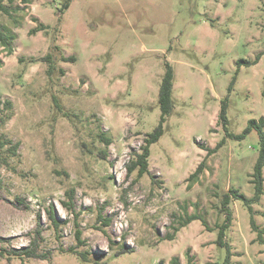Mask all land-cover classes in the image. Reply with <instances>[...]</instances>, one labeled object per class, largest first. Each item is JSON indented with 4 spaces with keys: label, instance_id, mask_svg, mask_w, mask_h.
Wrapping results in <instances>:
<instances>
[{
    "label": "rangeland",
    "instance_id": "374dc122",
    "mask_svg": "<svg viewBox=\"0 0 264 264\" xmlns=\"http://www.w3.org/2000/svg\"><path fill=\"white\" fill-rule=\"evenodd\" d=\"M263 4L32 0L20 10L12 4L9 17L0 14V27L12 36L9 49L0 46V142H9L0 149V237L8 240L0 249L28 247L39 231L37 253L49 258L0 257V264H170L173 257L186 264L187 250L194 264H223L216 232L197 221L174 230L184 214L221 224L215 207L229 188L254 194L258 134L253 129L235 140L225 131L240 135L250 120H264ZM33 18L48 29L30 33L38 24ZM48 53L52 63L41 61ZM166 63L174 72L173 110L150 146V175L137 180L125 165L160 122ZM223 101L225 131L218 120ZM100 135L111 140L108 147ZM223 138L198 183H186L206 157L202 149ZM12 145L15 155L6 153ZM151 178H163L167 188ZM51 204L57 229L47 217ZM252 208L264 227V196ZM231 210L230 264H263L248 210L240 201ZM167 235L174 239L164 240ZM123 245L132 251L116 256Z\"/></svg>",
    "mask_w": 264,
    "mask_h": 264
},
{
    "label": "trees",
    "instance_id": "16d2710c",
    "mask_svg": "<svg viewBox=\"0 0 264 264\" xmlns=\"http://www.w3.org/2000/svg\"><path fill=\"white\" fill-rule=\"evenodd\" d=\"M32 0H0V14L5 16L12 15V8L11 5L15 2L18 3V8L25 9L31 4ZM21 6V7H20ZM69 7V3L65 2L62 5L61 10L58 13L57 19L58 22L60 21V16L62 15L63 11ZM264 7V4H263ZM33 22L37 23V19L33 18ZM48 29V26L38 22L37 26L30 31V33H37L43 32ZM12 39V36H7L3 29L0 27V46L3 48L9 49V41ZM259 59V56L256 58L255 64ZM52 55L50 53L46 54L44 57L41 58V61L46 63H52ZM60 60L62 62H73L74 59L72 57H65L61 56ZM1 67V63H0ZM173 84H174V72L172 67L166 63L164 73L161 77V83L158 90V105L161 111V119L159 124L154 128V130L146 134L145 138L143 139V144L139 147V151H133L131 154V159L125 165V169L127 172V176L131 175L133 172L137 173V180L142 178L144 175H150L149 172V162L148 158L150 156V146L155 144L163 135V123L165 119L170 116L173 110V104L171 100L172 92H173ZM232 85V84H231ZM6 109H10L11 104L10 102L4 103ZM218 120L222 124L224 131L226 130V103L223 101L221 103L220 112L218 115ZM4 123V119L0 117V127ZM256 130L259 138V154L256 160V163L253 167V172L250 175V183L253 185L254 194L252 197L248 198L240 193L238 190L234 188H229L224 193H222L218 205L215 207L217 214L222 217V223L216 224L214 227H211L206 219L199 213L194 214H184L183 217H179V226L174 230V232H179L182 228L187 227L193 221H199L202 227L210 233L216 232L217 236L215 239V246L223 248L226 251V257L224 258L223 264H230V259L232 257L231 254V246L225 240V231L228 230L233 221V212L231 210V204L235 201H240L248 210L250 214V230L252 233L255 234V239L253 240L254 243H258L262 246L261 254L263 255V264H264V227H260L255 223L253 218L254 212L252 206L260 202L261 198L264 196V178H263V169H264V120L260 118L258 121L250 120L247 123V127L243 130L242 134L234 135L229 134L225 131V138H231L235 140H240L245 134H248L251 130ZM225 138H223L219 143L216 144L213 148H205L202 150L206 151V157L199 163L197 168L193 173H191L188 178L186 179V183L194 182L197 183L199 181L200 175L203 173L204 169V161L207 157L217 153V151L224 145ZM100 141H102L105 146H109L111 144V140L107 139L105 136H99ZM9 142H0V149H2L6 144ZM16 146L12 145L7 148L6 153L15 155ZM1 154V153H0ZM100 156L102 159L106 158L105 152H100ZM136 181V180H135ZM151 183L153 185L162 184L161 182H157L154 178H151ZM69 201L73 199V191H69L67 193ZM17 202L21 203L20 200ZM67 207L70 208V205ZM54 206L51 204L47 210V217L48 220L53 224V226L57 229L60 225L59 221L55 218L54 213ZM38 219H40V214H38ZM80 233H77V239H79ZM38 239H40V232H35V237L30 242L28 247L20 248V249H11L5 250L0 249V257H6L7 260L12 258L22 259H41V260H48V256L44 254H38ZM174 238L172 235H167L164 240L172 241ZM8 242L7 239L0 237V244ZM82 243V242H81ZM83 245V244H81ZM72 251V250H71ZM129 248L126 246H122L119 251L115 253L116 256L130 252ZM79 256L80 260L83 262H87V255L85 253H76ZM187 262L186 264H194L193 257L190 255V250H187ZM157 264H163V262L159 261ZM170 264H181L177 257H173L170 261Z\"/></svg>",
    "mask_w": 264,
    "mask_h": 264
},
{
    "label": "crops",
    "instance_id": "0c3cea01",
    "mask_svg": "<svg viewBox=\"0 0 264 264\" xmlns=\"http://www.w3.org/2000/svg\"><path fill=\"white\" fill-rule=\"evenodd\" d=\"M29 6H30V5H29ZM40 23H42V22H40ZM42 24H44V23H42ZM200 151H201V150H200ZM199 179H200V177H199ZM161 183H163L164 187L167 188V187H166V184H167V183H166V180H164V179L162 178V182H161ZM197 183H198V182H197ZM189 215H191V214H189ZM193 222H196V221H193ZM193 222H191V223H193ZM197 222H199V221H197ZM191 223H190V224H191ZM190 224H189V225H190ZM189 225H188V226H189ZM185 228H186V227H185ZM182 229H184V228H182ZM182 229H181V230H182Z\"/></svg>",
    "mask_w": 264,
    "mask_h": 264
}]
</instances>
